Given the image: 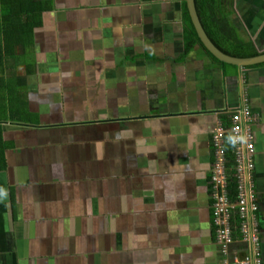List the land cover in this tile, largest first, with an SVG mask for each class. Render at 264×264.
Returning a JSON list of instances; mask_svg holds the SVG:
<instances>
[{
    "label": "crops",
    "instance_id": "crops-1",
    "mask_svg": "<svg viewBox=\"0 0 264 264\" xmlns=\"http://www.w3.org/2000/svg\"><path fill=\"white\" fill-rule=\"evenodd\" d=\"M40 1L18 81L0 93L16 114L0 119V264L241 257L242 246L223 255L213 243L207 196L209 136L241 91L256 115L264 261V62L187 49L184 0ZM225 7L220 29L264 52V0Z\"/></svg>",
    "mask_w": 264,
    "mask_h": 264
},
{
    "label": "built area",
    "instance_id": "built-area-1",
    "mask_svg": "<svg viewBox=\"0 0 264 264\" xmlns=\"http://www.w3.org/2000/svg\"><path fill=\"white\" fill-rule=\"evenodd\" d=\"M227 113L226 121H218L209 136L207 196L213 243L223 255L236 245L242 246L241 257L221 264H264L251 172V126L256 115L242 91L237 105ZM230 183L234 186L229 187Z\"/></svg>",
    "mask_w": 264,
    "mask_h": 264
},
{
    "label": "trees",
    "instance_id": "trees-1",
    "mask_svg": "<svg viewBox=\"0 0 264 264\" xmlns=\"http://www.w3.org/2000/svg\"><path fill=\"white\" fill-rule=\"evenodd\" d=\"M231 1L194 0L200 23L210 42L223 53L235 57L256 55L257 51L252 45L233 39L220 29L218 20L226 11L225 5ZM44 3L40 0H0V69L7 73V78L0 75V88L3 89V94L7 89L13 88L18 81L15 75L21 69L27 50L32 46L33 29L41 24L40 14L44 9ZM185 17L189 26L187 49L195 43L204 47L186 10ZM205 51L215 59L206 49ZM232 186L234 185L230 183L229 187Z\"/></svg>",
    "mask_w": 264,
    "mask_h": 264
},
{
    "label": "water",
    "instance_id": "water-1",
    "mask_svg": "<svg viewBox=\"0 0 264 264\" xmlns=\"http://www.w3.org/2000/svg\"><path fill=\"white\" fill-rule=\"evenodd\" d=\"M187 8V12L190 18V21L193 25L195 33L201 42L204 45L205 49L218 61L222 63L231 64L238 67H244L247 65H253L256 63L264 62V52L258 53L253 56L249 57H235L230 56L222 51H220L215 45L210 42L209 37L207 36L206 32L204 31L200 20L197 15V11L195 8L194 0H184Z\"/></svg>",
    "mask_w": 264,
    "mask_h": 264
},
{
    "label": "rangeland",
    "instance_id": "rangeland-1",
    "mask_svg": "<svg viewBox=\"0 0 264 264\" xmlns=\"http://www.w3.org/2000/svg\"><path fill=\"white\" fill-rule=\"evenodd\" d=\"M0 75H2L4 78H7V73L4 72V70L0 69ZM0 93L3 95V89L2 88H0ZM4 114L9 115L10 116L9 118H11V119H13L16 116L14 111L12 112V115L9 113V111L5 107V102L0 99V119L1 120L5 119L3 117ZM13 122H16V121H13Z\"/></svg>",
    "mask_w": 264,
    "mask_h": 264
},
{
    "label": "clouds",
    "instance_id": "clouds-1",
    "mask_svg": "<svg viewBox=\"0 0 264 264\" xmlns=\"http://www.w3.org/2000/svg\"><path fill=\"white\" fill-rule=\"evenodd\" d=\"M0 195H5V193L2 189H0ZM210 226H211V224H210ZM211 231H212V228H211ZM212 237H213V231H212Z\"/></svg>",
    "mask_w": 264,
    "mask_h": 264
}]
</instances>
